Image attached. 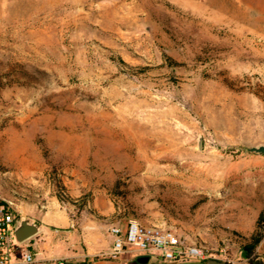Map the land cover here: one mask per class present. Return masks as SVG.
<instances>
[{
  "label": "rangeland",
  "instance_id": "374dc122",
  "mask_svg": "<svg viewBox=\"0 0 264 264\" xmlns=\"http://www.w3.org/2000/svg\"><path fill=\"white\" fill-rule=\"evenodd\" d=\"M261 146L264 0H0V202L16 220L77 248L136 221L245 262ZM250 259L264 264V232Z\"/></svg>",
  "mask_w": 264,
  "mask_h": 264
},
{
  "label": "built area",
  "instance_id": "2783aa9c",
  "mask_svg": "<svg viewBox=\"0 0 264 264\" xmlns=\"http://www.w3.org/2000/svg\"><path fill=\"white\" fill-rule=\"evenodd\" d=\"M16 216L11 205L0 202V264H13L18 254L22 264L34 263V255L16 242L14 224ZM108 235L112 238V249L109 256L123 259L126 264L132 259L144 255L158 256L163 260L174 262L218 260L228 264H249L236 262L229 256L220 259L218 255L209 254L202 246L189 245L176 233L159 226H142L136 221L127 224L120 222L108 226Z\"/></svg>",
  "mask_w": 264,
  "mask_h": 264
},
{
  "label": "crops",
  "instance_id": "0c3cea01",
  "mask_svg": "<svg viewBox=\"0 0 264 264\" xmlns=\"http://www.w3.org/2000/svg\"><path fill=\"white\" fill-rule=\"evenodd\" d=\"M83 240L84 247L77 248L73 243L75 239L72 232H59L52 225H46L36 236L22 243L21 246L33 253L34 263L32 264H126L123 259H113L109 256L112 238L107 235V229L106 231L95 229L93 232H88ZM72 246L74 247L71 248ZM141 257L148 258L146 264H208V261L174 262L163 260L158 256ZM136 259L130 260L128 264ZM19 260L20 257L17 254L13 264H22Z\"/></svg>",
  "mask_w": 264,
  "mask_h": 264
},
{
  "label": "water",
  "instance_id": "95a60500",
  "mask_svg": "<svg viewBox=\"0 0 264 264\" xmlns=\"http://www.w3.org/2000/svg\"><path fill=\"white\" fill-rule=\"evenodd\" d=\"M198 145L199 147H201L202 145L201 139H199ZM249 151L263 154L264 146H261L258 148H251L249 149ZM39 232H40V228L37 224L31 223L25 219H19L15 221L14 236H15L16 242H18L19 244H22L26 242L27 240L33 238ZM147 262H148L147 257H140L136 259L134 262H132L131 264H146ZM208 264H228V263L211 259V260H208Z\"/></svg>",
  "mask_w": 264,
  "mask_h": 264
},
{
  "label": "trees",
  "instance_id": "16d2710c",
  "mask_svg": "<svg viewBox=\"0 0 264 264\" xmlns=\"http://www.w3.org/2000/svg\"><path fill=\"white\" fill-rule=\"evenodd\" d=\"M263 232H264V212L260 214L257 222V232H256V238L254 239V243L245 247V252L248 258H250V255L252 254L255 245H257L259 241L263 238ZM249 264H260V263H255L254 261L250 260Z\"/></svg>",
  "mask_w": 264,
  "mask_h": 264
}]
</instances>
